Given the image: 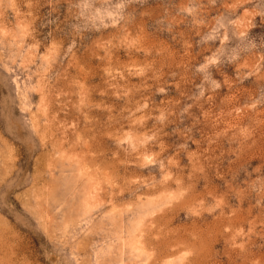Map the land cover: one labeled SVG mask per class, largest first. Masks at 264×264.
Returning <instances> with one entry per match:
<instances>
[{
	"label": "rangeland",
	"instance_id": "obj_1",
	"mask_svg": "<svg viewBox=\"0 0 264 264\" xmlns=\"http://www.w3.org/2000/svg\"><path fill=\"white\" fill-rule=\"evenodd\" d=\"M0 264H264V0H0Z\"/></svg>",
	"mask_w": 264,
	"mask_h": 264
}]
</instances>
